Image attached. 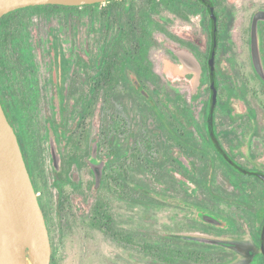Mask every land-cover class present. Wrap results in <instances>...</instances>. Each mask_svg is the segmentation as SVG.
Here are the masks:
<instances>
[{
  "label": "rangeland",
  "instance_id": "374dc122",
  "mask_svg": "<svg viewBox=\"0 0 264 264\" xmlns=\"http://www.w3.org/2000/svg\"><path fill=\"white\" fill-rule=\"evenodd\" d=\"M100 4L104 7L87 10L25 9L7 19L8 31H20L32 51L34 65L9 68L3 94L13 105L12 118L33 163L52 264H163L153 253L173 245L165 238L167 227L192 224L193 217L167 197L184 199L190 193L186 188L212 184L215 191L194 193H201L204 203L217 202L218 212L227 217V165L213 150L203 154L197 149L207 119L203 106L209 81L201 82L194 71L178 73L182 65L171 53L196 51L206 62L210 15L202 9L201 19L175 0H117L112 9L107 2ZM260 9L264 0H216L222 97L229 73L243 82L251 72L250 25ZM145 24L149 71L139 79L124 64V52L134 45L135 35L142 37ZM260 26L264 44V23ZM106 52L111 80L103 67ZM4 56L11 66L17 60L11 38ZM136 78L149 97L136 88ZM229 120L221 107L218 125L223 132ZM223 136L227 143L228 135ZM94 152L104 165L99 186L90 164ZM219 232L226 239L227 231ZM213 252L226 261V250L219 246ZM202 258L207 260L205 254ZM173 264L190 263L178 259Z\"/></svg>",
  "mask_w": 264,
  "mask_h": 264
},
{
  "label": "flooded vegetation",
  "instance_id": "af4514ba",
  "mask_svg": "<svg viewBox=\"0 0 264 264\" xmlns=\"http://www.w3.org/2000/svg\"><path fill=\"white\" fill-rule=\"evenodd\" d=\"M199 1L206 6V11L209 12L211 37L209 40L207 39L209 41V51L206 62L195 51V55L202 66L200 80L201 82L206 79L209 81L208 99L203 106L207 110V119L205 120L204 134L200 138V145L197 149L203 154L208 153V150H213L218 159L227 165V217L225 218L218 212L217 202L213 203L206 200L207 203H204V196L201 193H194L198 192L199 189L206 192L215 191V185L195 184L192 189L186 188L184 192L190 193H185L184 199L167 197L169 203H175L177 207H182L193 214V217H191L192 224L183 222L170 223L167 227L168 230L165 232V238L173 245L167 246L166 249L155 250L153 258H156L157 254L162 259L163 264H173L178 259L190 264H264V77L256 69L252 44V22L254 15L259 10L254 13L250 25L249 59L251 72L243 75V82L234 73H229L227 94L222 97L223 83L219 78V61L216 60L214 74H212L209 65L214 46V24L209 4L215 7L218 17V44L220 40L216 0ZM189 2L188 0H183V4ZM195 12L201 19L203 18L202 8ZM261 23H264V21L261 20L259 22L261 52L264 62ZM178 46L184 47L185 44ZM187 48L191 50L189 47ZM171 53L181 64L180 59L173 52ZM177 72L182 73L184 69L179 68ZM133 83L142 94L149 97V93L142 81L134 79ZM214 88L216 89L215 104L213 99ZM5 104L9 110L8 116L19 136L20 132L12 118L11 105L6 100ZM221 107L225 108L230 117L226 132H223L218 125V112ZM177 132L180 136L183 135L181 130H177ZM224 134L228 135L227 143L224 140ZM19 140H21L20 137ZM23 144H25L24 139ZM179 145L181 150L186 151L187 148L182 141L179 142ZM25 152L27 153L26 149ZM204 156L202 155V157ZM178 158L183 159L181 156H178ZM27 166L29 171L31 170L30 168H33L32 166L30 167L28 162ZM185 187H188V185H185ZM188 196L190 197L189 199H187ZM214 197L215 195H212L213 199ZM39 199L43 208L41 198L39 197ZM101 214L106 217L107 209H105V206ZM185 215L187 216L186 212ZM217 220L220 222H217ZM219 230L227 231L226 239H224ZM177 242L180 243V249L175 248L177 247ZM200 246H204L206 251L201 250ZM219 246L222 251H227L226 261L219 257H214L213 249L219 250ZM202 254H205L207 260L202 258Z\"/></svg>",
  "mask_w": 264,
  "mask_h": 264
},
{
  "label": "water",
  "instance_id": "95a60500",
  "mask_svg": "<svg viewBox=\"0 0 264 264\" xmlns=\"http://www.w3.org/2000/svg\"><path fill=\"white\" fill-rule=\"evenodd\" d=\"M111 0H0V20L9 13L32 6H86ZM206 1V0H203ZM214 24V46L209 60L212 74L216 69L218 47V17L209 4ZM264 21V10H259L252 22L253 57L257 71L264 77L259 22ZM185 71H194L200 79L202 66L191 52L173 49ZM216 103V89L213 94ZM214 110V107H213ZM56 167L60 156L52 138ZM90 161L96 175L97 186L103 176V163L97 161L96 152ZM217 222H220L217 220ZM53 248L49 227L38 192L32 180L24 152L3 101L0 97V264H52Z\"/></svg>",
  "mask_w": 264,
  "mask_h": 264
},
{
  "label": "trees",
  "instance_id": "16d2710c",
  "mask_svg": "<svg viewBox=\"0 0 264 264\" xmlns=\"http://www.w3.org/2000/svg\"><path fill=\"white\" fill-rule=\"evenodd\" d=\"M175 1H176L177 5H179L181 7L185 6L187 10L192 11V12L193 11L195 12L201 8L206 9V6L202 2H200L199 0L197 2H189L187 4H183V0H175ZM116 3H117V0H111L110 2H107V7L112 9L115 7ZM100 7H104L103 4L99 3V4H92V5H86V6H72V7L59 6V5L32 6V7H27V8L20 9V10L14 11L12 13H9L0 20V95H1V98L3 100L4 106L8 112V115H9V110L5 104L4 94H3V90H4V86L2 85L3 78L7 74V70L9 68L16 71V69L19 66H25V67L33 66L34 65V57H33V53L30 50V48L27 47L26 44L24 43L23 39L20 36H18L20 31L13 30V29H10L8 31L7 25L5 24L6 20L11 18L13 15L19 13L20 11L25 10V9H42V10H47V9H51V10L52 9H54V10L84 9V10H87V9H95V8H100ZM111 9H109V11ZM147 32H148V28H147V25L145 24L143 26V34H141L142 37H138L137 35H135L136 38H135L134 45L130 48H126L125 52H124V56H125V60H124L125 63L124 64L127 67H132L133 71H134L133 72L134 77H137L139 79H142V76L146 74V71H149V67H147L148 66L147 59L145 56V52H146L145 39L147 37ZM123 35L125 36V32H123ZM10 38L14 41V47H15V50L17 53V60L15 62H13L12 66L7 62V60L6 61L3 60L5 58L4 48L6 46L7 39L9 40ZM109 58H110V56L106 52L105 58L103 60V67L104 66L107 67V75H108L107 78L109 80H111L112 79V73H111L112 68L109 64V60H108ZM11 106L13 107V105H11ZM19 137L21 139L20 141L22 143V147H23V151L25 153L26 160L30 164V167H31L33 163H32V160L30 159V155H29L28 151H27V153L25 152V149L27 150V147H26V144H23L24 136L22 134H19ZM24 142H25V140H24ZM30 169H31L30 171H31L32 179L34 181L36 190L38 191L37 186H36V176L34 175L33 168H30Z\"/></svg>",
  "mask_w": 264,
  "mask_h": 264
}]
</instances>
